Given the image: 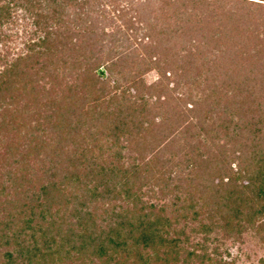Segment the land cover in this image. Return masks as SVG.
Masks as SVG:
<instances>
[{"label": "trees", "instance_id": "1", "mask_svg": "<svg viewBox=\"0 0 264 264\" xmlns=\"http://www.w3.org/2000/svg\"><path fill=\"white\" fill-rule=\"evenodd\" d=\"M134 1L0 0L37 37L0 72V264H229L222 238L264 233V0ZM96 4L147 42L101 62ZM197 78L189 107L164 86Z\"/></svg>", "mask_w": 264, "mask_h": 264}, {"label": "rangeland", "instance_id": "2", "mask_svg": "<svg viewBox=\"0 0 264 264\" xmlns=\"http://www.w3.org/2000/svg\"><path fill=\"white\" fill-rule=\"evenodd\" d=\"M139 1L140 0L134 1L133 6L134 5L135 6L133 8L137 7L136 2H139ZM125 4L126 2L123 1L120 3V6L126 7ZM103 8L109 11L110 14L108 15L107 19H102L99 16V14L95 15V19L99 17L97 20H95V21H98L96 25V32H97L96 34L98 35L97 40L99 42L98 41L95 42L96 46L93 47L94 50L100 49L99 58L101 59V62H104V60H106L105 58L108 57V55L113 56L115 58L124 55V52L129 43L134 44L135 46L139 42H142V43L147 42L146 40H143V37H142L143 31L140 29L138 30L135 29V28H140V25H142L143 23L141 24L137 23V21L133 19V16L135 15L132 11H130L128 16L123 20V19H120L114 16V14H116V11L120 9L119 6L116 9L109 5H104V6L99 5L98 6V4H96L94 9L97 10L98 12L102 10ZM33 30H34V27L32 25L31 19L23 18L22 13L20 11H18V13L14 16V22H9L3 25L2 29L0 30V72L5 67V64L9 65L20 54L21 55L26 54L27 44L32 43L34 40L35 41L37 40V37L33 39L34 37L32 35ZM75 31L76 30H74V27H72L70 28L69 33H73ZM124 34H126V36H124ZM38 36L39 37L43 36V33L41 34L39 33ZM124 37L125 39H123ZM86 43L87 44L91 43V40L87 39ZM64 47H69V46L65 44ZM70 52L74 56H77V54H75L71 49H70ZM81 54L82 55L85 54L86 56H88L87 51L83 53L80 52L78 55H81ZM60 55L61 54H59V57ZM81 60H83L82 62L85 61V59H83L82 57H81ZM101 62L99 61L96 64H99ZM119 67H121V65H119L118 68ZM117 76L119 75H116V76L113 75L111 79L108 80L110 86H113L118 82ZM125 77L129 78L128 75H125ZM102 79H106V77ZM121 80L122 81L120 82V84H118L119 86H116V85L114 86L115 89H113L110 92V96H113L114 94L119 95L120 92L123 91L124 88H126L124 77ZM142 80L144 81V84L146 85V87H148L147 90L142 89L144 90L143 92L144 96L157 97V95H159V91L157 89H154L155 87H153L160 81L159 75L157 74V72L156 71L147 72L145 75L142 76ZM195 80L198 81L199 78L190 80V81H193V83L187 82L186 80L182 81V84L184 85H181V88L179 87L180 89L178 88V90H175V91H172V88H174V84L167 82V80H164V86L166 84L168 89H170V91L172 92L174 101L176 102L177 105H181L182 107L183 106L189 107V105H185V104L188 102H191L192 100L196 101L197 98L203 97V94H202V91L204 90L202 88L203 85L202 84H199L197 86L194 85L196 82ZM129 83H131V81H129ZM46 88H48V85H46ZM189 89H192L191 97L188 94ZM127 91L130 95H136V91L134 90V88L129 89ZM150 93L153 95H150ZM103 94H105V98L104 97L103 98L106 99V93H103ZM205 94L206 93H204V95ZM150 98L151 100H155L152 97ZM183 99L185 100L187 99V101L185 102ZM208 102L209 101H207L206 103ZM111 104H108L105 101H101L99 106L101 107V109H106L107 111L115 110V107H116L115 103H111ZM210 105L206 107L209 108ZM76 143L79 144V141L76 140ZM77 146L81 148H85V146L83 147L81 143ZM228 154L231 155V153H228ZM123 155H124V160L128 159L127 158L128 155H131L138 159V153H136L135 151H132L131 149L125 150ZM148 156L149 155H146L147 159L150 158ZM229 162H233L231 163L232 164L231 167L236 166L235 161L230 160ZM0 168H2L3 172L6 171L7 169V168H4L2 161H0ZM4 179H5V176H4ZM143 200L148 201L150 203L159 202V204L163 201V199L158 200L156 198H149L148 195L143 196ZM259 225L260 224L257 223L256 227L251 226L250 228H248V230L243 232L239 238L238 237L230 238V239L222 238V241H221L222 245L221 244L219 245L221 258L227 261L229 264H264V239H263L264 233L260 230L261 228H257V226ZM214 235L215 234L211 235V237ZM219 236L222 237V234L219 233ZM201 238H202L201 235L194 236L192 239V243H196L198 241L201 242L202 241ZM214 245L216 244L211 243V242L206 245L208 247L209 254H212ZM261 260H263V263L260 262Z\"/></svg>", "mask_w": 264, "mask_h": 264}]
</instances>
